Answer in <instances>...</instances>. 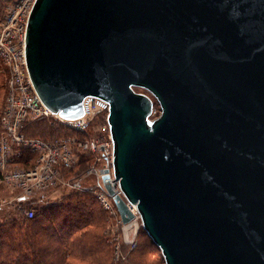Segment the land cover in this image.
<instances>
[{
  "label": "water",
  "instance_id": "1",
  "mask_svg": "<svg viewBox=\"0 0 264 264\" xmlns=\"http://www.w3.org/2000/svg\"><path fill=\"white\" fill-rule=\"evenodd\" d=\"M26 57L53 113L109 102L106 188L165 264H264V0H36Z\"/></svg>",
  "mask_w": 264,
  "mask_h": 264
},
{
  "label": "built area",
  "instance_id": "2",
  "mask_svg": "<svg viewBox=\"0 0 264 264\" xmlns=\"http://www.w3.org/2000/svg\"><path fill=\"white\" fill-rule=\"evenodd\" d=\"M35 1H15L0 21V61L7 70L4 108L0 115V187L15 192L13 200L19 205L54 200L67 191L91 192L110 221L125 229L134 225L138 230L142 227L138 207L128 201L134 218L124 223L114 197L106 188L108 181L125 198L114 172L109 102L101 97L87 96L82 116L63 118L45 105L33 85L27 66L26 38ZM103 112H106L109 138L102 141L98 136L87 137L84 133L90 125L88 116ZM46 118L58 119L62 126L78 130L80 135L44 138L28 133L33 123ZM24 214L34 217L36 210L28 206Z\"/></svg>",
  "mask_w": 264,
  "mask_h": 264
},
{
  "label": "trees",
  "instance_id": "3",
  "mask_svg": "<svg viewBox=\"0 0 264 264\" xmlns=\"http://www.w3.org/2000/svg\"><path fill=\"white\" fill-rule=\"evenodd\" d=\"M42 121L33 123L36 125L32 128V124L28 133L36 135L35 128ZM25 206L35 208L34 217L23 214L0 222V264H67L71 257L103 254V241L94 226L109 219L91 192H74L61 200L27 202Z\"/></svg>",
  "mask_w": 264,
  "mask_h": 264
},
{
  "label": "rangeland",
  "instance_id": "4",
  "mask_svg": "<svg viewBox=\"0 0 264 264\" xmlns=\"http://www.w3.org/2000/svg\"><path fill=\"white\" fill-rule=\"evenodd\" d=\"M15 1L17 0H0V21L4 19L9 7ZM6 79L7 70L4 64L0 62V115L4 108ZM135 90L138 92L147 93L155 100L154 111L151 118L158 117L161 113V109L160 104L155 99V97L144 88L135 87ZM105 113L106 112L97 114L92 113L88 116L90 118V125L87 132L84 133L87 137L98 136L102 138V141H104L103 138H109L110 131H106L107 121ZM35 125L33 124L32 128H34ZM45 126L48 130L47 133L43 132L44 129L46 130ZM59 126H62V124L58 121V119H46L42 121V124H38V126L35 128L36 130L34 133L44 138L57 137L60 136L61 133H65L66 135L79 134L78 130L70 128L66 125L63 127ZM53 128L55 129L54 132H52ZM64 129H67L68 131L64 132ZM70 132H74V134H70ZM29 133L31 134L32 132L29 131ZM92 161L93 158H90L89 162ZM74 192L76 191H67L54 200H61L65 198V196H68L69 194H72ZM15 194V192H12V190L7 189L6 187H0V222L8 219L11 216L17 217L25 215L24 210L27 207L25 206V203L21 205H19L18 203L16 204V202L13 200ZM54 200H41V202L35 200V202L41 204L48 203ZM94 228H97L96 234L103 241V254L95 256L85 255L80 257H71L69 258L67 264H165L163 256L158 252L156 245L145 233L143 226L138 228V230H135L134 225L129 229H125L124 226L122 227V225H117L116 223L107 220V222H101L97 224V226H94ZM92 235L93 234H88L87 237H91ZM132 241L133 243H130ZM138 242L139 244L136 247Z\"/></svg>",
  "mask_w": 264,
  "mask_h": 264
}]
</instances>
